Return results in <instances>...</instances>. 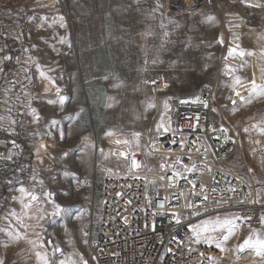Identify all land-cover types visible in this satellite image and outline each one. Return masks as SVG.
Here are the masks:
<instances>
[{
	"label": "rangeland",
	"instance_id": "1",
	"mask_svg": "<svg viewBox=\"0 0 264 264\" xmlns=\"http://www.w3.org/2000/svg\"><path fill=\"white\" fill-rule=\"evenodd\" d=\"M179 1L0 0L4 264H43L37 252L49 264H90L83 232L99 216L106 168L123 164L118 139L155 137L166 95L191 98L215 84L214 119L222 108L232 125L264 134V96L249 94L253 79L264 84V24L247 15L264 11V0ZM160 74L168 91L155 95L147 84ZM88 180L95 190L84 188ZM217 219L231 217L206 220L207 231L206 221L198 223L190 242L219 244L225 257L218 264H264L259 245L240 247L249 237L264 240L263 232L233 228L225 240L228 227Z\"/></svg>",
	"mask_w": 264,
	"mask_h": 264
},
{
	"label": "built area",
	"instance_id": "2",
	"mask_svg": "<svg viewBox=\"0 0 264 264\" xmlns=\"http://www.w3.org/2000/svg\"><path fill=\"white\" fill-rule=\"evenodd\" d=\"M247 15L264 24L263 10ZM147 86L168 91L161 74ZM216 94L205 84L191 98L166 95L156 136L132 135L121 169L106 168L99 216L83 232L90 264H218L222 247L190 239L198 223L224 215L234 229L264 233V142L249 141L252 131L229 123L222 108L217 122ZM84 188L95 190L96 180Z\"/></svg>",
	"mask_w": 264,
	"mask_h": 264
},
{
	"label": "snow or ice",
	"instance_id": "3",
	"mask_svg": "<svg viewBox=\"0 0 264 264\" xmlns=\"http://www.w3.org/2000/svg\"><path fill=\"white\" fill-rule=\"evenodd\" d=\"M257 6H259V5H257ZM60 19L63 20V17H61ZM209 19H211V18H209ZM231 54L232 53L230 51L229 52V55H231ZM248 54L251 55V53H248ZM241 55H244V53L241 52ZM236 83L237 84L240 83V81H239L238 78L236 80ZM249 94H250V96L251 95L264 96V84H257L255 82V80L253 79L251 81V88L249 90ZM236 95L237 96H240V93L237 92ZM244 99L245 98L241 96V100H244ZM246 102H249L250 103L251 101L249 99ZM61 103H63V98H61ZM233 103H235V101ZM166 107H167V105H166ZM0 119H2V118H0ZM261 131H264V129H262ZM133 164H134V166H137L135 161H133ZM19 191L21 193L26 194V195H31V200H33V201L38 200V197L36 195L31 194V193H27L26 190L23 187H21L19 189ZM46 195H49V194H46ZM24 206H25V208H30L31 207V204L30 203L29 204H25ZM57 207L59 208V206H57ZM12 214L15 215L14 212ZM209 223H212V222H208V221L204 222V224H205V227L203 228L204 231H207L208 230L207 229V225ZM215 225L216 226H219V227H225V226L228 227V235L224 237L225 240H227L228 239V236H230L233 233V227H232V221L231 220H224L223 222H221L219 219H217V221H215ZM9 235H12V234L9 233ZM16 238H18V237H16ZM31 243H34V242H31ZM253 244L259 245L260 246V249H264V240H261V239L257 238V240L253 242L252 239H251V237H249L247 240H245L244 244L240 246L241 247V250H243L244 247L252 246ZM217 247H220V245L217 244ZM36 255H37L38 259H40V260L43 261V264H49V261H48V259L46 257V254H42L40 252H37ZM0 264H4V261L3 260H0ZM60 264H66V262L65 261H60ZM73 264H74V262H73ZM83 264H87V262L84 261Z\"/></svg>",
	"mask_w": 264,
	"mask_h": 264
},
{
	"label": "bare ground",
	"instance_id": "4",
	"mask_svg": "<svg viewBox=\"0 0 264 264\" xmlns=\"http://www.w3.org/2000/svg\"><path fill=\"white\" fill-rule=\"evenodd\" d=\"M190 1L191 0H180L179 2L181 3L180 4L181 6H184V5L187 6V5L190 4ZM228 20L230 22L233 20V15L232 14H229ZM254 127H255V125H253V126L251 125L249 127V129L252 130V133H251V136H249L248 140L252 141L254 143L260 144L261 142H264V139H263L264 138V134H256V132H253L254 131ZM132 135L138 136L136 134H132ZM130 136L131 135H127V136L120 137L118 139V142L121 144V146L122 147H126V152H127V148L131 146L132 140H131Z\"/></svg>",
	"mask_w": 264,
	"mask_h": 264
},
{
	"label": "crops",
	"instance_id": "5",
	"mask_svg": "<svg viewBox=\"0 0 264 264\" xmlns=\"http://www.w3.org/2000/svg\"><path fill=\"white\" fill-rule=\"evenodd\" d=\"M263 71H264V70H263ZM258 77H264V74H263V75H260V74H259ZM258 80H259V78H258ZM258 80H257V81H258Z\"/></svg>",
	"mask_w": 264,
	"mask_h": 264
},
{
	"label": "trees",
	"instance_id": "6",
	"mask_svg": "<svg viewBox=\"0 0 264 264\" xmlns=\"http://www.w3.org/2000/svg\"><path fill=\"white\" fill-rule=\"evenodd\" d=\"M10 42V41H9ZM16 42H12L11 44H15ZM10 44V43H9Z\"/></svg>",
	"mask_w": 264,
	"mask_h": 264
}]
</instances>
